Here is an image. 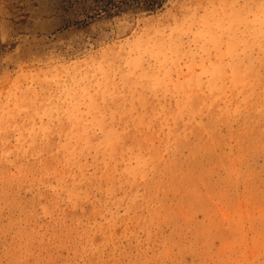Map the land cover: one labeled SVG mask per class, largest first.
I'll list each match as a JSON object with an SVG mask.
<instances>
[{"label": "rangeland", "instance_id": "rangeland-1", "mask_svg": "<svg viewBox=\"0 0 264 264\" xmlns=\"http://www.w3.org/2000/svg\"><path fill=\"white\" fill-rule=\"evenodd\" d=\"M0 264H264V0H0Z\"/></svg>", "mask_w": 264, "mask_h": 264}]
</instances>
